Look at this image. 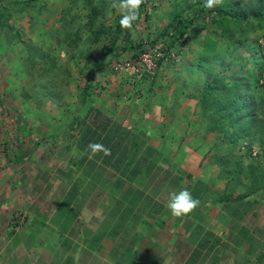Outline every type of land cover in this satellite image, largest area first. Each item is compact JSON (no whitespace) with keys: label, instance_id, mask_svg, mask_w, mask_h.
I'll return each mask as SVG.
<instances>
[{"label":"crops","instance_id":"0c3cea01","mask_svg":"<svg viewBox=\"0 0 264 264\" xmlns=\"http://www.w3.org/2000/svg\"><path fill=\"white\" fill-rule=\"evenodd\" d=\"M136 94L147 109L135 105V95L129 90H102L92 106L100 110L99 119L107 116L103 124H89L90 117H86L87 126L82 130L74 132L75 125H59V132L49 133L47 138L43 112H36L38 138L34 143L39 144L35 156L23 151L28 146V139L22 136L29 134L26 129L20 128L21 133L12 139L15 144L6 143L8 148L0 153L4 156L0 168L6 170L15 161L8 177L21 184L16 191L12 187L15 181L6 179L7 186L0 190V209L9 208V199L20 191V196L28 197L23 198L19 212L27 211L31 220L23 222L20 234H6L5 257L14 262L28 257L40 260L42 253H49L50 264H61L59 260L64 258L70 260L68 264H113L111 260L120 264H264V191L236 200L244 189H233V193L226 189L216 165L204 161L206 168H199L204 136L197 123V110L174 102L190 92ZM152 117L159 120L158 126ZM66 131L72 133L71 139ZM91 142L111 149V155L90 157L86 146ZM78 144L83 148H77ZM173 146H181L176 159ZM17 147L21 150L16 151ZM12 152L14 156L8 157ZM78 176L95 178L97 184L81 186L91 185L96 192L100 189L98 200L93 201L96 192H90L77 203L78 195H86L77 185ZM185 187L200 205L186 216L175 217L166 207L168 196ZM53 189L59 190L61 199H67L63 210L57 209L59 201H46ZM228 194L234 199L224 200ZM116 206L119 211L113 212ZM58 211L59 219H53ZM64 221H71L69 234L64 235L68 237L67 247L58 234V226ZM9 223L7 220L6 225ZM89 244L93 250L88 251ZM16 245L19 248L13 250Z\"/></svg>","mask_w":264,"mask_h":264},{"label":"trees","instance_id":"16d2710c","mask_svg":"<svg viewBox=\"0 0 264 264\" xmlns=\"http://www.w3.org/2000/svg\"><path fill=\"white\" fill-rule=\"evenodd\" d=\"M32 1L0 0V35L19 36L17 28L10 23L9 19L15 9L32 10L34 8ZM112 3L113 0H71L70 4L64 8L61 25L64 40L71 35L72 41L70 42L83 52L81 57L86 56L88 59L100 51L107 59L106 63L105 59H102L101 64L108 66L111 61L114 63L118 60L136 57L147 46L160 45L159 51L162 53L156 58L157 67L171 53L175 56L181 51H187L191 53L195 66L200 68L206 60L210 59L212 53L222 51L220 55L224 59L238 63L242 68L250 65L260 69L264 68V52L260 46V40L264 39V0H224L222 5L213 9H205L204 0H144L139 9V18L132 30L122 29L119 26L120 17L112 13L113 8L110 7ZM72 5H79L86 12L84 14L69 12L72 11L70 10ZM165 6L167 7L164 14L166 22L159 27L156 26L155 29L153 18ZM66 13L70 15L68 18ZM161 19L162 17H159L158 20ZM83 34L87 42L79 46L77 42L83 38ZM29 54L28 64L32 69H36L35 57L42 55L41 50L36 51L29 48ZM47 59L54 64V58L47 56ZM83 62H86L85 58ZM211 65L213 63L208 66ZM82 68L83 65L79 70L78 78H73L72 81V83L75 82L77 92L74 96L77 101L69 100V105H58L63 108L61 116L68 120L66 128L75 125L74 132L87 126L86 117H90L89 124L95 121L96 124H103L104 119H107V116L99 119L100 110H93L92 106V102L98 100L100 93L96 91L97 88L100 86L104 88V86L100 84V81L97 83L98 78H94L96 72H90L85 76ZM211 69L212 67L209 68L210 71ZM48 71H50L48 68L47 71L41 72L40 70L38 77L44 76ZM255 71L248 70L247 75L235 74L233 78H229L230 82H225L223 78H218L216 74H213L212 78L205 80L200 95L197 96L196 107L199 109L197 123L202 136L208 134L209 131L215 134L214 142L209 148L211 154H209L208 163L218 167V175L224 179L226 189L232 193L237 187L244 189L236 195V200H243L264 188V159L262 163L253 164L248 160L245 164L246 159L235 155V151H239L243 140H255L259 148H264V112L262 115L257 113L258 103L252 94L259 84L264 87V83L259 82L261 78ZM27 79L30 88L36 89L33 94L37 91L41 92V95L33 96L31 102L44 105L45 101L54 94L53 97H59L57 95H60V91L50 85L53 84L54 78H41L38 81L39 78L33 76ZM66 79L67 82L72 80V78ZM156 81V78L148 80L146 92L155 90ZM138 86V90L136 86L135 88L131 86L132 92L140 93L142 85ZM161 86L160 84L158 87ZM69 94L72 93L69 92ZM27 96L29 97L26 93V98ZM187 96L192 97V94ZM17 122L20 124L21 119H17ZM66 133L71 139L70 134L72 133L70 131ZM22 136L26 138L29 134L23 133ZM78 147L83 148V145L78 144ZM251 153V150L247 151L249 158ZM76 162L79 163V160L77 159ZM223 199L231 200L234 197L228 194L224 195ZM69 214L75 215V213ZM70 215L67 216L68 219ZM239 217L237 216L238 219ZM254 217L253 215L250 220ZM66 221L58 226V234L65 247H67L68 237L64 235L69 234ZM253 235L252 238H254ZM90 250H93L91 244L88 248V251Z\"/></svg>","mask_w":264,"mask_h":264},{"label":"rangeland","instance_id":"374dc122","mask_svg":"<svg viewBox=\"0 0 264 264\" xmlns=\"http://www.w3.org/2000/svg\"><path fill=\"white\" fill-rule=\"evenodd\" d=\"M70 1L71 0H33L32 4H34V8L32 10L20 11L15 9L12 11V16L9 20L10 23L13 24L15 28H17L19 36L14 37L15 35L10 34L0 35V148H3L0 149V153L5 150V148H8V146H5L6 143L9 142L10 144L12 142L13 144L14 141H12V139L18 137V133H21L19 132L20 128L23 127V129H26V131H28L29 133V136L26 137L28 139V146L23 147V151L26 150L28 154L33 153L32 155L34 156L38 154V149L36 150L35 147L37 148L39 141L34 143V140L38 138L36 135L38 115L36 114V112L44 113V115L43 113L41 114V120L42 125H45V138L49 136V133H53L54 131L59 132V127L57 126H63L68 123L67 118L61 116V109L63 108L59 107L58 105H69V100H71L72 102L77 101L74 96V93L77 92L75 89V82L72 83V81L73 78H78L79 70L81 69L82 65V70L84 72L83 74L86 76L90 72H96L94 78H98L99 80L97 79V83L100 81V84H102L105 88L104 89L100 86L96 91L101 92L102 90H107L114 92L116 89L123 91L129 90L132 94L135 95V99H133L135 101V105H140L141 109H147L148 105H143L141 96H136L137 94L134 93L135 91L132 92L133 90L131 89V84H134L137 87V90L139 87L138 85H142V87H140V91L143 90L142 92L145 96L147 94L146 86L150 78L157 79L155 90L158 92L172 91L179 94H182V92H190L192 94V97H188L185 94L180 97L181 100H174V102L180 104L181 107L187 106L190 109L192 108L194 111H199V109L196 107L198 98L197 96L200 95V91L205 80L212 78L213 74H216L218 78H223L225 82H230L229 78H233L235 74L247 75L248 70H256L255 72H257L261 78L259 79V82L264 83V68L260 69L259 67H253L251 65L242 68L238 65V63L232 62L228 59H224L220 55L222 51L212 53L210 59L206 60V62H204L203 66L200 68L195 66V62L190 55L191 53L187 51H181L180 53L175 54V56L171 53L160 66L156 67L155 74L152 75V77L143 76L128 71H115L113 61H111L112 63L109 62L108 66L105 64H101L102 59H105L103 57L105 55L100 51H97V53H95L88 59L86 56L81 57V54L83 55V52L78 49V46H74V44L70 42L72 41L71 35L67 36L68 39L64 40V35L61 29L63 21L62 16H64L63 11L64 8L70 4ZM166 8V6L165 8H162V10L157 12L158 15H155V17L153 18V25L155 29L156 26L159 27V25H162L166 22L164 15ZM70 10L72 11L69 12H80L83 14L86 12V10L80 8L79 5H72ZM112 13L117 17H120L117 9H113ZM69 16L70 15L66 13V17L68 18ZM159 17H162V19L158 20ZM141 24L143 25V23ZM84 35L85 34H83V38L77 42L79 46L87 42ZM260 46H262V50L264 52V39L260 40ZM29 48L35 49L36 51H39V49L41 50L42 55H37L35 57V60H37V64L35 65L36 69H32L28 64L27 60L28 56L30 55ZM74 50H76L75 53L73 52ZM47 56L54 58V64H52L51 61L47 59ZM106 56L108 57L109 54ZM83 58L86 59V62H83ZM106 60L107 59L104 60L105 63ZM210 63H213V65L208 66ZM210 67H212L211 71L209 70ZM47 68L50 71H48V73H46L44 76L38 77V73L40 72V70L41 72L43 70L47 71ZM34 70H36V72H34ZM6 73L10 77L7 76V78H4ZM33 76L34 78H39L38 81L41 80V78H54L53 84L50 85L60 91V95H57L59 97H53L55 95L54 94L52 97L48 98L45 101L44 105L38 104L37 102H31L33 96L35 97L37 95H41L40 91H37L35 92L36 94H33L36 89H31L30 83H27V78L30 79ZM66 78H72V80L70 82H67ZM158 84H161L162 86L157 88ZM49 92L51 91L49 90ZM69 92H71L72 94L70 95ZM263 92L264 87L260 84L252 91V94L255 97L254 99L258 103L257 113H259L260 115H262L264 112ZM26 93L29 95V97L27 96V98ZM131 102L133 101L131 100ZM155 107L159 108V106L157 105H155L154 108ZM158 114L159 111L156 110V116H159ZM17 119H21L20 124H18ZM154 119L155 120L153 121V124L156 123V127L160 122L158 119ZM54 125L56 126V128H54ZM207 133L208 134H206L200 141V144L202 146L200 153H202L201 155H203V159L201 163L202 165H200L199 168H206V163H208L209 160V158L206 159V157L211 154V150H209V148H211L215 138L214 132L209 131ZM168 134H170V131ZM183 148L192 151V149L187 148V145H184ZM180 149L181 147H172V152L174 153L173 155L175 159V155H177V152H179ZM18 150L21 149L16 148V151ZM249 150H251L252 152L250 158L247 156V151ZM45 151L47 153L49 151L47 145L45 147ZM49 153H51V151ZM201 155L199 154L198 157ZM235 155L246 159L244 161L245 164L248 163V160L252 161L253 164H257L258 162L262 163V159H264V148H259L255 140H243L239 151H235ZM10 156H14L13 152L8 155V157ZM3 160L4 156L0 154V164L2 163V166ZM204 161H206V163H204ZM191 163L189 165H191ZM15 164L17 163H15L14 161L13 165L11 164L7 166L6 170H2L4 168H0V190L2 187L4 188L5 186H7L4 185L6 179L9 182H12V180L13 182L15 181L12 187L16 191L19 189V187L16 186H19L21 182L17 179L15 180L14 178L11 179L8 177L12 173ZM184 165L188 167L187 164ZM26 181L27 180H24V182ZM76 182L78 187L81 188V191L86 193V195L83 193L78 195L77 203L80 202L81 199H85V197L89 196L90 192H96L93 191L94 187L91 185L83 187L81 186L83 183L95 184V178L78 176L76 178ZM98 183H100L101 185L104 184L102 183V181ZM239 188L237 187V189ZM262 191H264V188L262 189ZM99 192L100 189L93 195V201L95 199H99L100 195L98 196L97 194ZM20 193L21 192L18 191L17 194L15 193L11 197V199H9L11 200L9 201L10 203L6 204L7 206H9V208H6L5 206L3 207L4 209H0V264H47L49 263L48 260L50 258L49 253H42V257L44 258L40 260H36L33 257H28L27 259H16L15 262L10 261V259L6 258L4 255V252L7 249L5 242L6 234H20V232H22V229L24 228H21L23 222L26 223L31 220V217L27 211L24 212L21 210L23 214L19 212L21 206L24 205L23 198L28 197L27 194L20 196ZM60 195L61 194L58 189H53L48 192V198L46 199V201L47 203H54V199L57 202L59 201V203L57 204V209L60 207L61 210H63L66 206L67 199H61ZM67 197L70 198V195H68ZM262 198H264V196ZM114 211L118 212L119 208H117L116 206L113 212ZM59 212L60 211L53 215V219H59ZM7 220H10V223L13 224L9 223L8 225H6ZM70 224L71 221H69L66 226H70ZM12 240H14V237L12 238ZM15 248H19V246L16 245L15 247H13V250ZM59 261L61 264H68L70 260L68 258H64ZM111 261L113 262V264L118 263L115 260Z\"/></svg>","mask_w":264,"mask_h":264},{"label":"clouds","instance_id":"9594fccd","mask_svg":"<svg viewBox=\"0 0 264 264\" xmlns=\"http://www.w3.org/2000/svg\"><path fill=\"white\" fill-rule=\"evenodd\" d=\"M223 2L224 0H204L203 7L205 9H213L219 5H222ZM143 3L144 0H113V3L110 5V7L118 10L120 15L119 26L122 29H133L134 23L139 18L140 6ZM157 57L158 56L155 57L156 67ZM139 75L152 77V75H146L144 73ZM87 149L89 150L90 157L95 156L97 153H103L105 156L111 155V149L107 148L101 143L91 142L87 145ZM199 205L200 200L193 197L192 193L185 187L178 191L169 193L166 207L173 216L182 217L194 211Z\"/></svg>","mask_w":264,"mask_h":264},{"label":"built area","instance_id":"2783aa9c","mask_svg":"<svg viewBox=\"0 0 264 264\" xmlns=\"http://www.w3.org/2000/svg\"><path fill=\"white\" fill-rule=\"evenodd\" d=\"M160 45L154 47H145L136 57H129L124 60L114 62V70L118 72L128 71L136 74L153 75L156 62L155 57L159 56Z\"/></svg>","mask_w":264,"mask_h":264}]
</instances>
